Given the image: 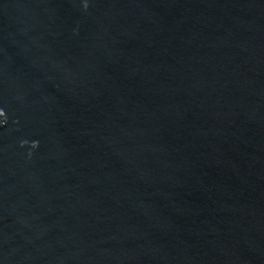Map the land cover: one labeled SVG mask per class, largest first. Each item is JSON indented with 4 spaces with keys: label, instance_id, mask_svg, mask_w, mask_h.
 Masks as SVG:
<instances>
[{
    "label": "water",
    "instance_id": "1",
    "mask_svg": "<svg viewBox=\"0 0 264 264\" xmlns=\"http://www.w3.org/2000/svg\"><path fill=\"white\" fill-rule=\"evenodd\" d=\"M0 264H264V0H0Z\"/></svg>",
    "mask_w": 264,
    "mask_h": 264
}]
</instances>
